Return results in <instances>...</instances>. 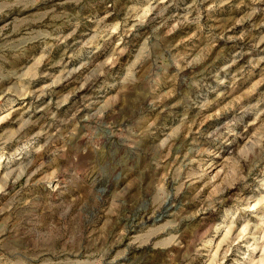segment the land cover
Listing matches in <instances>:
<instances>
[{
    "label": "rangeland",
    "instance_id": "obj_1",
    "mask_svg": "<svg viewBox=\"0 0 264 264\" xmlns=\"http://www.w3.org/2000/svg\"><path fill=\"white\" fill-rule=\"evenodd\" d=\"M0 117V264H264V0H0Z\"/></svg>",
    "mask_w": 264,
    "mask_h": 264
},
{
    "label": "clouds",
    "instance_id": "obj_2",
    "mask_svg": "<svg viewBox=\"0 0 264 264\" xmlns=\"http://www.w3.org/2000/svg\"><path fill=\"white\" fill-rule=\"evenodd\" d=\"M225 2H228V0H225ZM132 76V73H131V71H129L128 72V76L126 77V79L128 78V77H131ZM7 117H0V121H2V120H4V119H6ZM0 191H3V189L2 188H0Z\"/></svg>",
    "mask_w": 264,
    "mask_h": 264
}]
</instances>
